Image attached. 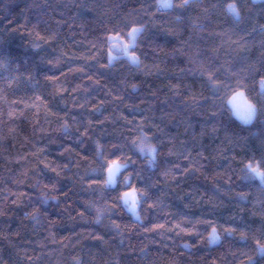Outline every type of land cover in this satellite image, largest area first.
I'll return each mask as SVG.
<instances>
[{"label": "trees", "instance_id": "trees-1", "mask_svg": "<svg viewBox=\"0 0 264 264\" xmlns=\"http://www.w3.org/2000/svg\"><path fill=\"white\" fill-rule=\"evenodd\" d=\"M262 78L264 0H0V264H264Z\"/></svg>", "mask_w": 264, "mask_h": 264}, {"label": "rangeland", "instance_id": "rangeland-1", "mask_svg": "<svg viewBox=\"0 0 264 264\" xmlns=\"http://www.w3.org/2000/svg\"><path fill=\"white\" fill-rule=\"evenodd\" d=\"M137 29L140 31V27H134V28H132L130 33H133V31L137 30ZM138 32L135 33V38L134 39L130 35H129L128 39H124V38H122L119 35H111L110 36V47H109V51H108L109 60L112 61L115 57H117L119 55L127 56L130 59H131V57L134 56L136 58V60H137V56L135 54L131 53L130 48L135 44ZM125 45L128 46L127 52L124 51V46ZM262 82H264V78L260 79V88H261V83ZM239 93H243V96L242 97L238 96ZM234 97L236 98V103L242 106L241 109H240V113L242 111H250V109H246V108L243 107L246 104V102H248L250 100L246 97V94H245V92L243 90H237L230 96V98L228 100V102H229V104H230V106L232 108V111H233V113L236 116H240V115H237V111L233 107V98ZM141 144H143L144 148H145L144 155H149L147 149H148V146L150 145V143L147 141V139L143 138V139L140 140L139 145H141ZM152 146H154V145H152ZM138 150H139V148H138ZM124 166H125V164L120 163L118 161L111 162L109 164L108 171H107V183H108V177H109V169L110 168L119 167V169L121 170ZM255 169H257L259 172H261L258 168H255ZM118 173L119 172H117L115 177H114V182L113 183H108L109 185H114L116 183V178H117V174ZM257 177L260 179L259 176H257ZM125 193L129 194L127 196V198L125 197ZM133 198L136 201L135 211L132 210V200H133ZM122 201H123L124 205L126 206V208L128 209V211L133 215V217L134 218H139V200H138V194H137L136 189L132 188V189L126 190L123 193V195H122ZM213 231H215V236L217 237V239L216 240L212 239V236H213V232H212L211 235H210V238H209L211 244H214V243L219 241V234H218L217 230H213ZM259 252L261 254L264 253V246H260L259 247Z\"/></svg>", "mask_w": 264, "mask_h": 264}, {"label": "clouds", "instance_id": "clouds-1", "mask_svg": "<svg viewBox=\"0 0 264 264\" xmlns=\"http://www.w3.org/2000/svg\"><path fill=\"white\" fill-rule=\"evenodd\" d=\"M158 7L161 9H170L173 7V0H158ZM228 12L230 15H232L234 18H239V11L238 9L234 6V5H229L228 6ZM261 90L264 91V82L261 83ZM243 94V93H242ZM246 109H250V111H242L240 113V116H237L236 118L244 125V124H251L256 117L257 114V110H256V105L254 102L252 101H248L246 102V104L243 106ZM147 139V138H145ZM151 146V145H150ZM152 149H154V151L149 152L148 149V154L151 157V159L149 160V165H152V162H154L155 160V147L151 146ZM139 151L141 153V155H144V151H141V145L138 146ZM261 179V178H260ZM261 182L264 183V180L261 179ZM99 220V218H97Z\"/></svg>", "mask_w": 264, "mask_h": 264}, {"label": "snow or ice", "instance_id": "snow-or-ice-1", "mask_svg": "<svg viewBox=\"0 0 264 264\" xmlns=\"http://www.w3.org/2000/svg\"><path fill=\"white\" fill-rule=\"evenodd\" d=\"M138 31H139L138 29H137V30H134L133 33H130L129 35L132 36V38L134 39V38H135V33L138 32ZM127 48H128V46L125 45V46H124V51H125V52H127ZM131 60H132L133 63H136V62H137V60H136V58H135L134 56L131 57ZM238 96L242 97L243 94H242V93H239ZM233 107H234V109H236V111H237V115H240V109H241L242 106L236 103V98H235V97L233 98ZM140 150H141V151H144V150H145L143 144H141V148H140ZM148 151H149V152H152V151H154V149H152V147L149 145V146H148ZM119 170H120L119 167H116V168H110V169H109L108 183H113V182H114V177H115L116 173L119 172ZM251 171H252L253 173H255V175L259 176L262 180H264V173L259 172V171H258L257 169H255V168L251 169ZM128 195H129L128 193H125V197H126V198H127ZM135 204H136V201H135V199L133 198V200H132V210H133V211H135ZM212 239H213V240H216V239H217V237L215 236V231H213Z\"/></svg>", "mask_w": 264, "mask_h": 264}]
</instances>
